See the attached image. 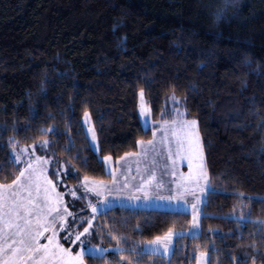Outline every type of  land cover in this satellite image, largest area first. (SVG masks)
<instances>
[{
  "label": "trees",
  "instance_id": "1",
  "mask_svg": "<svg viewBox=\"0 0 264 264\" xmlns=\"http://www.w3.org/2000/svg\"><path fill=\"white\" fill-rule=\"evenodd\" d=\"M221 2L0 0V183L20 174L13 151L25 145L49 157L54 179L64 164L80 178L110 180L103 156L117 162L137 151L175 107L198 122L212 186L199 234L176 236L168 256L140 255L134 244L188 229L192 214L113 206L97 214L90 239L126 251L85 254L86 264L120 255L136 264H197L199 251L208 252L207 264H264V0H241L217 25ZM140 89L154 127L143 125ZM48 137L45 152L40 141Z\"/></svg>",
  "mask_w": 264,
  "mask_h": 264
},
{
  "label": "snow or ice",
  "instance_id": "2",
  "mask_svg": "<svg viewBox=\"0 0 264 264\" xmlns=\"http://www.w3.org/2000/svg\"><path fill=\"white\" fill-rule=\"evenodd\" d=\"M216 15L218 17L224 15V9H218ZM144 95V89H140L142 101ZM171 99L173 102H176L180 98L173 94ZM150 111V107L142 103L141 112L146 117L150 114ZM174 111L179 113V109L174 108ZM184 114H186V111ZM90 115V112L86 111L84 113L85 119L88 120ZM172 123H179L184 132L183 140H181L180 136H177L176 150L181 153L180 158L183 159V156L187 155L190 167L192 166L194 153H198L197 158L199 160L194 172H190L185 180L177 181L176 195L162 197L163 199L179 201L181 199H186L187 197L189 191L187 182H190L193 188L203 192L205 191V187L203 185H207L209 183L210 175L203 164L202 144L200 141V135L198 131H196V125L198 122L193 119L184 120L182 123L177 121H173ZM41 131H55V128H44L41 129ZM153 135L155 136V132ZM9 139L12 140L14 138L10 137ZM92 139L97 142L98 146L99 142L95 134L94 127L92 129ZM49 143L50 141L47 139L40 141L41 146ZM138 143L141 147H143L145 141L140 140ZM147 143L152 145L154 144V141H147ZM35 146L36 145H32L33 148ZM14 147L15 145H13V148ZM28 149L29 146L25 145L24 150L26 153H28ZM167 152L169 157L173 156L171 143H169ZM145 155L146 153L144 151L125 152L124 155L118 159L123 161L125 157H141ZM103 159L112 161L113 157L108 155L104 156ZM48 163V157L39 155L35 157V161L33 162L32 156L29 153L28 162L20 171V174L16 176L15 180H13L11 184L0 183V190H10V198H5L3 192L0 191V221H4L8 227V241L6 244L2 242L4 230L3 228H0V264H86L84 259L86 249L92 255L98 256L99 258H103L108 252L107 248L101 247L99 244H91L90 238L92 234L98 230L94 227V221H96L99 211L98 204L101 202L104 204L108 203L109 197L116 194L112 191V188H115L119 182L113 179L111 181L112 188H110L108 182L97 180L88 175L83 176V179L80 182V186L83 188V194L87 195V193L91 191L100 199L96 204L92 203L91 200H88L87 203L92 212L91 216L77 217L69 210L67 202L64 200V193L57 190L56 183L46 174ZM172 163L175 165V159L172 160ZM56 171L59 173L60 169H56ZM112 174L115 175L114 169L112 170ZM172 175H175V173H172ZM124 179V188L127 189V191H121L123 194L129 195L130 198L138 200L140 197L131 195L132 192L135 191L146 194L148 186L156 179V174L155 172L151 173L148 179L141 177L140 179L143 183L135 189H133L131 184L127 183V177ZM61 183H63L62 180ZM17 186H19L23 192L28 193L27 199L23 197L18 198L16 194L11 192V190ZM181 188L183 189L182 192L180 191ZM33 193H35V196H33ZM70 194L73 197L77 196L75 187L70 190ZM192 195L196 198L197 202H199V196H196L195 192H193ZM145 198L149 197L146 195ZM191 208L195 213L196 205L192 204ZM69 217L73 218V224H76L78 220L80 221L77 227H75L73 231H69L66 236V239L70 244H76L79 242L77 245L79 247L78 252H73L71 248L66 247L60 242V237L58 236V232L61 229H67L69 227ZM192 223L194 225L199 223V221L195 218V215ZM100 226L103 227L102 224ZM81 227L83 228L82 231H80ZM46 233H49V235L45 236ZM110 235H112L113 239L117 241L123 238L121 236H117L115 233H110ZM175 235V229L169 228L164 235L155 236L152 240L137 242L130 250L136 251L140 244L145 243L150 246L149 251L152 253L160 252L162 248L164 250H168L172 243V238ZM41 237H44L48 242L45 244L40 243ZM115 247L119 253L126 251V249L119 244L115 245ZM143 254L144 250L140 249V255ZM204 255L205 253H201V256ZM124 261H127L128 264H136V262L128 256L121 257V264H124Z\"/></svg>",
  "mask_w": 264,
  "mask_h": 264
},
{
  "label": "rangeland",
  "instance_id": "3",
  "mask_svg": "<svg viewBox=\"0 0 264 264\" xmlns=\"http://www.w3.org/2000/svg\"><path fill=\"white\" fill-rule=\"evenodd\" d=\"M145 104L149 107L148 101L144 95L143 101L140 96L139 99V111L141 115V119L143 122V125L146 128L153 127V119L151 116V111L150 114L146 117L142 112H141V105ZM178 103V102H177ZM175 109H179V113L175 111V116L171 120H167L165 122L167 123H160L157 127L154 128L155 136L153 135L152 138L149 140H144L145 144L143 147L139 144V149L134 152H141L144 151L146 153L145 156L141 157H135V156H129L125 157L123 161L119 160L118 161V169L116 172L115 168V161L114 159L112 161H107L104 160L106 169L108 172L112 174V170H115V175H113L112 179L105 181L108 182L109 187L112 188L111 181L115 179L119 183L115 186V188H112V191H121L126 192L127 189L124 188L125 184V177H127V183L131 184L133 186V189L136 187H139L142 185L143 181L140 179L143 177L144 179H148L149 175L153 172L156 174V179L152 181V184L148 186V191L147 193H141V192H135L133 191L131 195L134 196H139L140 199L135 200L130 198L129 195L126 194H121L118 195L117 197H114L112 199H109L107 204L104 203H99L98 204V213L105 211L113 206H129L133 208H143V207H154V208H162V209H177L178 207L176 206V203L174 202H169V200H164L167 203H165L163 200H156V202L150 201L149 199L145 198V195L150 194V195H161V194H166L167 192H177V181H182L185 180L187 175L190 172H194L196 170V165L199 163L198 160V153L193 154V160H192V166H189V159L187 155L183 156V159H181V153L177 151V136H180L181 140H183L184 137V132L182 128L180 127V124H173V121H177L182 123L184 120H187L184 115V109L179 105L178 107H175ZM193 120V119H189ZM90 121V123H89ZM83 122L84 126L86 129V132L89 136L91 145L95 151H99V144L97 146V142L92 139V129L94 127L92 117L88 118V120L83 117ZM164 122V121H163ZM95 129V127H94ZM196 131H198L200 135V141L202 144V149H203V141H202V136L201 132L199 130L198 123L196 125ZM95 134L96 129H95ZM98 138V137H97ZM50 142L52 141L51 137L46 138ZM147 141H154V144L149 145ZM169 143H171V146L173 148V156L169 157L167 149L169 146ZM43 149L45 152H48V147L47 145H43ZM29 153L31 154L32 158L36 155L35 150L32 146L29 147L28 153L25 152L24 146L20 148H15L13 151L14 158L16 162L18 163L20 167V171L25 167L26 163L28 162L29 158ZM19 154V155H18ZM48 157V156H46ZM104 157V156H103ZM49 158V157H48ZM175 159L176 163L173 165L172 160ZM33 160V159H32ZM35 159L33 160V162ZM50 162V160H49ZM159 162V164H158ZM203 164L205 165V168L207 170L206 166V160H205V154H204V149H203ZM111 165V167H110ZM57 169H60L59 173L56 175V183L58 187V191L61 193H64V200L67 202L68 208L71 212H73L77 217L83 216V217H89L92 215L91 208L88 207V200L94 201L96 199H99V197L96 196L95 193H92L89 191L87 195L83 194V188L80 186V182L82 181L83 178H80L77 175V172L74 169H71L67 167L64 164H61ZM47 170H48V165H47ZM208 172V170H207ZM172 173H175V175H172ZM47 174V173H46ZM75 178V179H74ZM42 179V178H41ZM74 179V180H72ZM61 180L63 183H61ZM98 180V179H97ZM12 183V182H11ZM11 183H4V184H11ZM188 183V188L189 191H196V196H199V202H197L196 198L193 196L195 199V202L192 204L196 205L195 213L193 212V209L191 208L192 204H187L186 206H183L182 209L183 211L190 212L192 214V221L195 215V218L199 221L198 224L194 225L193 223L191 226L186 229V230H177L176 235L172 238V243L169 247L168 250H164L163 248L161 249L160 254L163 255H170L173 249L174 245V240L175 237L180 235V234H188V235H196L199 234L200 232V227H201V217L203 215V204L205 202L207 193L212 189V186L210 184V181L207 185H203L205 187V191L200 192L198 189H195L192 187L190 182ZM203 183V182H201ZM159 185V186H157ZM75 187V190L77 192V196L73 197L70 194V190ZM3 192V195L5 198H10V190L9 189H2L0 190ZM180 191L182 192L183 189L181 188ZM13 194L21 193L23 192L19 186L16 188H13L11 190ZM27 193V192H26ZM34 194V193H33ZM7 202V201H6ZM177 202V201H175ZM177 207V208H176ZM81 212L87 213L86 216L82 215ZM80 223L78 220L76 224H73V218L69 217V227L67 229H61L58 232V236L60 237V242L63 243L66 247L70 246V248H74V251L78 252L79 247L77 246L79 242L76 244H70L68 243L66 236L69 231H73L75 227ZM0 228H3V238L2 242L5 244L8 241V236L5 235L6 231L8 230L7 224L4 223V221H0ZM49 235V233H46L45 236ZM83 239V237H82ZM48 241L44 238L43 242H40L42 244L47 243ZM91 244L92 241H91ZM94 245V244H93ZM101 247H105L108 249V252L105 254L107 256H110L112 254H117L119 253L116 249L115 246L113 247H106L101 245ZM142 249L145 252H151L149 251L150 246L145 244H142ZM201 253H205L204 256H201ZM85 254H91L90 252L85 251ZM121 255L120 259L118 261H115L113 264H119L121 262ZM208 261V252L207 251H199L198 252V261L197 264H207ZM125 262V261H124ZM111 264V263H109Z\"/></svg>",
  "mask_w": 264,
  "mask_h": 264
},
{
  "label": "crops",
  "instance_id": "4",
  "mask_svg": "<svg viewBox=\"0 0 264 264\" xmlns=\"http://www.w3.org/2000/svg\"><path fill=\"white\" fill-rule=\"evenodd\" d=\"M186 118V117H185ZM187 120H189L188 118H186ZM35 156L32 158L33 160L35 159V157L37 156V155H39V156H44V155H41V154H39V153H37V151L35 152ZM119 161V160H118ZM118 161L117 162H115V168H116V172H118L117 171V169H118ZM158 164H159V162H158ZM50 162L48 163V170H47V175L48 176H50L51 177V175H50ZM112 177H113V175H112ZM51 179L56 183V180L54 179V178H52L51 177ZM112 179V178H111ZM102 181H108V180H102ZM56 187H57V183H56ZM57 189H58V187H57ZM193 192H195V191H188V194H187V197H186V199H181V200H179V201H177V202H175L176 200H169V202L171 201V202H174V203H176V206L178 207H176L177 208V210H182V209H179V208H182L183 206H186L187 204H192V203H194L195 202V199L193 198V195H192V193ZM114 193H116V194H114V195H111L110 197H109V199H112V198H114V197H117L118 195H121V194H123V192L122 191H115ZM176 193L177 192H167L166 194H159V195H157V194H155V195H150V194H147V196L149 197V198H147V199H149L150 201H153V202H156V200H168V199H163L162 197H168V196H174V195H176ZM196 193H198L197 191H196ZM195 193V194H196ZM17 195V197L18 198H20V197H23V198H25V199H27L28 198V193H26V192H21V193H17L16 194ZM33 196H35V193L33 194ZM146 196V195H145ZM100 199V198H99ZM99 199H96V200H94V201H92V203H94V204H96V203H98V200ZM165 203H167L166 201H164ZM88 207H89V205H88ZM90 208V207H89ZM143 208H147V207H143ZM149 208H154V207H149ZM73 213V212H72ZM5 232V231H4ZM5 235L6 236H8V230L6 231V233H5ZM44 241V237H41L40 238V242H43ZM67 247H69L70 248V246H67ZM72 249V251L73 252H75L74 251V248L72 247L71 248ZM77 252V251H76Z\"/></svg>",
  "mask_w": 264,
  "mask_h": 264
},
{
  "label": "clouds",
  "instance_id": "5",
  "mask_svg": "<svg viewBox=\"0 0 264 264\" xmlns=\"http://www.w3.org/2000/svg\"><path fill=\"white\" fill-rule=\"evenodd\" d=\"M240 2L241 0H227V3H226V0H222L220 9H224V14H225V12L228 11L229 7H236L239 5ZM223 16L224 15L218 17L215 14L214 23L219 25L223 19Z\"/></svg>",
  "mask_w": 264,
  "mask_h": 264
}]
</instances>
